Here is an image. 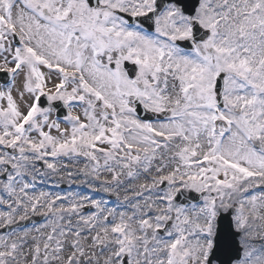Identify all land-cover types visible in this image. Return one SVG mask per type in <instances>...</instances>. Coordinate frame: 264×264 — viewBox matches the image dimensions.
Wrapping results in <instances>:
<instances>
[{"label": "snow or ice", "instance_id": "obj_1", "mask_svg": "<svg viewBox=\"0 0 264 264\" xmlns=\"http://www.w3.org/2000/svg\"><path fill=\"white\" fill-rule=\"evenodd\" d=\"M0 264H264V0H0Z\"/></svg>", "mask_w": 264, "mask_h": 264}, {"label": "rangeland", "instance_id": "obj_2", "mask_svg": "<svg viewBox=\"0 0 264 264\" xmlns=\"http://www.w3.org/2000/svg\"><path fill=\"white\" fill-rule=\"evenodd\" d=\"M69 168L75 167V165L69 164ZM61 176L63 179H61ZM83 177L80 176H74L72 178H69L66 173H61L60 176H49L46 178V182H40L38 180L37 182V188L45 191H50L53 193H61V194H68V193H80L82 195H93L95 194V198L100 199L103 198L105 200H109V193H105L103 191H100L99 189H90L86 185L79 183V180L81 181ZM58 185V186H57ZM67 186H71L72 189H69ZM53 187V189L51 188ZM51 188V189H48ZM55 188H62L63 190H57ZM71 190V191H70ZM39 216V215H37ZM40 223H43L40 222ZM40 223H36L39 225ZM32 225L28 226L31 227Z\"/></svg>", "mask_w": 264, "mask_h": 264}]
</instances>
